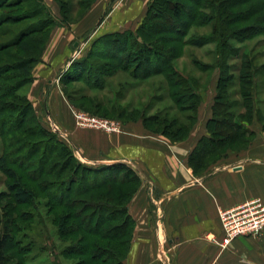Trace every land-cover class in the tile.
I'll list each match as a JSON object with an SVG mask.
<instances>
[{"label": "trees", "instance_id": "trees-1", "mask_svg": "<svg viewBox=\"0 0 264 264\" xmlns=\"http://www.w3.org/2000/svg\"><path fill=\"white\" fill-rule=\"evenodd\" d=\"M53 1L59 7L58 17L45 0H0V26L11 25L0 32L3 36L9 34L0 42V172L7 179L12 203L32 202L36 197L30 186L33 184L49 200L47 206L53 202L70 210L74 237L62 254L75 256L74 264H122L134 229L128 203L140 186L138 173L125 163L91 166L81 162L73 148L44 125L26 92L21 91L32 83L33 69L41 60L52 30L79 21L95 0ZM182 15L186 18L176 24ZM238 22L245 23L237 27ZM191 27L207 31L185 39ZM257 36H264V0H148L134 30L106 32L92 38L86 55L69 66L78 69L75 76L64 78L65 71L59 80H79L88 90L100 91L105 89L107 78L119 73L140 82L158 75L163 82L160 88L168 90L175 111L188 114L182 113L180 118L177 113L170 115L169 110L152 115L144 109L128 111L114 101L119 94L100 102L122 122L140 121L147 130L172 142L183 141L197 120L207 85L202 86L194 75L184 74L175 61L185 55V46L200 48L214 43L211 63L191 57V65L198 72H210L211 77L218 69L211 116L206 123L208 134L198 139L188 155L193 173L203 176L227 150L248 147L255 135L250 128L255 121L264 131V119L253 101L254 75L258 72L255 56L233 43ZM84 38H89V33ZM235 59L237 63L232 62ZM235 83L237 91H230ZM62 91L65 95L66 90ZM235 94L241 98L231 101ZM84 101L101 105L92 93ZM21 178L28 183H22ZM103 240L108 241L103 244ZM16 242L20 254L30 252V247ZM9 244L6 231L0 239V264L10 259L5 253ZM25 261L22 257L17 264Z\"/></svg>", "mask_w": 264, "mask_h": 264}, {"label": "crops", "instance_id": "crops-1", "mask_svg": "<svg viewBox=\"0 0 264 264\" xmlns=\"http://www.w3.org/2000/svg\"><path fill=\"white\" fill-rule=\"evenodd\" d=\"M147 1L138 0L125 11L124 1L119 0L115 7H107L105 15L96 18L94 11H100L103 0H95L79 21L69 26H56L25 92L37 113L44 112L81 162L91 166L125 163L138 173L141 183L128 203L131 210L132 207H180L181 230L176 229L171 217L168 218L175 209L165 211L164 222L154 221L161 235L146 234L150 247L145 257L139 252L143 251L146 241L141 235L147 219L140 213L130 212L140 237L131 247L129 263L125 264H139L142 258L150 263L156 253L150 250L155 249L156 244L171 245L184 236L187 238L178 243L174 264H264V231L237 237L226 247L212 241L222 237L219 208L228 209L253 198H260L264 203V131L255 130L247 148L234 154L229 151L203 176H198L188 164V155L198 139L208 134L206 123L211 108L199 107L197 122L189 137L178 142L147 130L140 121L122 122L123 131L118 133L80 128L74 124L72 106L59 85L60 75L81 52L70 50L69 42L87 33L92 39L106 32L134 30L143 17L141 6ZM176 216L174 213V221ZM159 256L165 262L164 252L160 251Z\"/></svg>", "mask_w": 264, "mask_h": 264}, {"label": "rangeland", "instance_id": "rangeland-1", "mask_svg": "<svg viewBox=\"0 0 264 264\" xmlns=\"http://www.w3.org/2000/svg\"><path fill=\"white\" fill-rule=\"evenodd\" d=\"M123 1H124L123 10L125 11L129 10L128 6L138 2V0H123ZM45 3L50 8L51 12L58 17L59 7L57 3L54 2L53 0H45ZM118 3L119 0L118 1L103 0V4L100 6V11L99 12L94 11L95 14L97 13L96 18L105 15L104 11L108 9L107 7L109 8L110 7L112 8L113 6L115 7ZM141 8H142L141 12L143 14L142 16H144L147 8V4H142ZM185 18L186 17L182 15L181 18L175 20V23L180 24V22H182V20ZM105 19L106 16L103 19V21ZM103 21H101L99 24L96 25L97 29L99 28L100 24L102 25ZM244 23L245 22H238L236 25L237 27H239L241 25H244ZM10 26L7 24H2L0 26V32L7 30V28H9ZM205 31H207L206 28L191 27L185 39H188L189 37H191V35L200 34ZM8 37L9 34L7 33L4 36L0 34V42L5 41L6 39H8ZM84 37H77L76 39L71 40L68 44L70 50L81 51L78 52L76 56L77 59H81V57L86 55L93 41L89 38L85 39ZM241 37L242 36H238V39H240ZM233 43L235 46L241 47L245 49L246 52L248 53L250 52L252 56H255L254 64L258 67V72H255L254 75L255 87L253 89V101H254L255 110L256 109L259 110L262 119H264V67H262L264 66V36L253 37L251 40H246L244 42L234 41ZM215 48L216 45L214 43L206 44L200 48L185 46L184 48L185 55L176 59L175 61V65L180 71H182L186 75H194L198 77L200 79V83L202 86L207 85L204 92L203 101L199 105V107L202 106L205 109L211 108L213 105L214 96L216 93L215 86L218 77V69L215 68L213 70V72L211 73V77H210V72H205V73L198 72L191 65L192 64L191 57L194 56L204 63H211L212 60L214 59ZM232 62L237 63L238 60L235 59ZM77 70H78L77 68H74L73 70L71 68L67 69L66 73L64 74V78L65 77L67 78L68 76L70 77L75 76ZM120 83L123 84L122 87H120L119 85ZM162 83H163L162 78L158 75L148 77L144 79L143 82H140L138 80L136 81L129 79L125 74L119 73L112 78H107L105 83V89L100 91L98 90L90 91L82 81L79 80L70 81L68 79L67 80L62 79L61 81L59 80V85L61 89L64 88L66 90L65 96L72 107L75 105V108L78 107L76 109L81 108L80 110L86 111L90 114L108 119L119 120L121 123H122L121 119L116 118L108 113L109 106H106L102 103L103 100H105L106 98L108 99L114 98V94H119L118 95L119 97L113 100L118 105H121L122 107H126L128 111L133 109H138V110L144 109L147 115H152L158 112L164 113L165 111L169 110L170 115H174L175 113H177V116L180 118L181 115H183L182 113H184V115L188 114L189 112L178 113L177 111H175L174 103L170 100V98L167 95L168 90L164 87L162 89L160 88L162 86L161 85ZM236 89H237V84L235 83V85L230 89V91H235ZM26 90H27V86L21 89L22 92H25ZM91 93L92 95H95L99 99V102L102 101L100 102L101 103L100 106H96L91 102L84 101V97L89 96ZM240 98L241 97L239 94H235L233 95L231 101ZM239 111H244V110L242 108H239ZM38 115L41 118L44 125L50 128L51 125L49 118L45 116L44 112L41 114L38 113ZM198 115H199V109H198ZM254 119L256 120V117ZM250 128L260 131L261 123L255 121V124L253 126H250ZM242 150H243L242 147L235 146L232 149L227 150V153H229L230 151L232 152V154H234ZM1 153H2V144L0 142V155ZM211 166L212 165H210L209 168ZM21 182L25 184L28 183L27 179H23V178H21ZM6 183H7V179L0 172V239L3 236V234H5L6 231H8L9 243H10L8 249L5 250L6 251L5 253L10 255V259H8L5 262V264H17L20 261V258L22 257L26 258L24 264H55V261L59 264H74L77 261V258L75 256L70 257L62 254V251L67 247L69 242H71V239H73L72 237H74L73 233L70 230L71 225L74 223V220L71 218L69 214L70 210H68L67 207L57 206L53 202L52 203L50 202L51 204L47 206V202H49V200L46 198V196L42 195V193L38 190V188L35 187V185L33 184L31 185L29 184V185L35 189L36 192L35 199L32 202L25 205H16L12 203V201L10 200ZM162 203L163 202L161 201V204ZM132 208L133 210H131V207H128L129 213L130 212L136 214L140 213L145 220L147 219L143 226L145 229L144 228L142 229L143 234L141 235L142 238H144V240H146L147 238L146 234L149 236L153 234L155 236L161 235L160 234L161 232L158 230L157 225L154 223V221L156 219H159V221L164 222L166 218L165 211H169L170 209L173 208L175 209V211L172 213L171 216L168 215V218L171 217V222H175L176 229L181 230L180 225L183 222H180L178 220L180 207H132ZM174 213L175 216L177 215L176 216L177 220L175 221L172 218L174 217ZM61 230L68 231V233L66 232L62 233ZM139 237L140 235L139 236L137 235V228L135 222L133 233L130 239L128 253L125 259L123 260L122 264H125L127 262L131 247L135 244L136 241H138ZM186 238L187 237L184 236L181 238V240L183 241ZM181 240H178L171 245L166 243H163L162 245L156 244L155 249L152 248L150 250V252L152 253L153 251L156 252L154 256L151 257L152 260H150V263L148 262L147 258L145 259L142 258L140 260V263L139 262L138 263L139 264H174L175 257L179 252L178 243ZM16 241H21L22 246H27L28 248L30 247L29 248L30 252H23V254H20L21 250L19 251V249H17V246L15 244L18 245V242ZM107 241L108 240H103L102 243L104 244ZM213 242L214 244L216 243L215 241ZM137 245L140 247L142 246L141 244L139 245V243ZM218 245L221 246L220 244ZM148 246L149 244L147 243L146 240L145 244L143 245L144 247L143 251L139 253H142L141 255L143 256L147 255L148 252L146 250ZM160 251L164 252L165 262H162L161 259L162 257L159 256Z\"/></svg>", "mask_w": 264, "mask_h": 264}, {"label": "built area", "instance_id": "built-area-1", "mask_svg": "<svg viewBox=\"0 0 264 264\" xmlns=\"http://www.w3.org/2000/svg\"><path fill=\"white\" fill-rule=\"evenodd\" d=\"M74 124L80 128L99 129L108 133L123 131L119 120L108 119L90 114L71 107ZM50 129L58 132L52 123ZM218 218L222 229L220 240L213 239L217 244L226 247L233 239L240 236L256 235L264 231V203L260 198H253L228 209H218Z\"/></svg>", "mask_w": 264, "mask_h": 264}]
</instances>
